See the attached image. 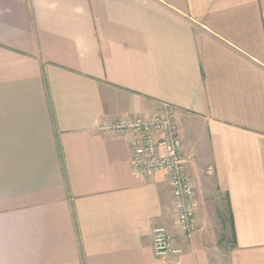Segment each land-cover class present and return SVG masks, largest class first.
Here are the masks:
<instances>
[{"label": "crops", "instance_id": "crops-1", "mask_svg": "<svg viewBox=\"0 0 264 264\" xmlns=\"http://www.w3.org/2000/svg\"><path fill=\"white\" fill-rule=\"evenodd\" d=\"M176 108L199 230L102 124ZM0 264H264V0H0Z\"/></svg>", "mask_w": 264, "mask_h": 264}, {"label": "built area", "instance_id": "built-area-1", "mask_svg": "<svg viewBox=\"0 0 264 264\" xmlns=\"http://www.w3.org/2000/svg\"><path fill=\"white\" fill-rule=\"evenodd\" d=\"M175 113L172 104L159 102L155 112L148 116L126 117L112 124L104 123L99 128L103 134L128 137L130 165L135 178L154 171H162L167 176L177 232L171 233L161 225L153 227L151 245L158 257L180 253L176 243L190 239L199 230L193 183L182 152Z\"/></svg>", "mask_w": 264, "mask_h": 264}]
</instances>
